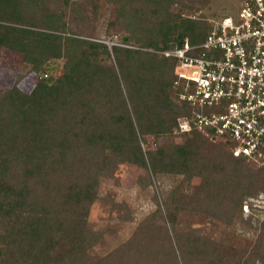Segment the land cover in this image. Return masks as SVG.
<instances>
[{"label": "trees", "instance_id": "16d2710c", "mask_svg": "<svg viewBox=\"0 0 264 264\" xmlns=\"http://www.w3.org/2000/svg\"><path fill=\"white\" fill-rule=\"evenodd\" d=\"M45 1L0 0V46L22 54L23 74L36 75L25 89L16 73L0 94V264H264V232L241 246L224 229L220 238L200 236L179 218L200 213L231 226L243 200L264 192V167L233 155L230 143L177 130L190 106L178 98L176 57L159 51L205 39L210 24L182 14L204 2L112 0L110 24L123 33L108 45L68 26L65 8L75 2L50 9ZM91 52L103 62L89 60ZM54 61L61 71L52 79ZM121 163L175 183L165 197L151 194L153 209L128 238L94 257L89 250L105 232L90 226V208L101 198L100 177ZM193 177L199 183L186 199L182 186ZM162 203L174 209L164 213ZM111 207L119 221L133 219L125 201Z\"/></svg>", "mask_w": 264, "mask_h": 264}, {"label": "built area", "instance_id": "2783aa9c", "mask_svg": "<svg viewBox=\"0 0 264 264\" xmlns=\"http://www.w3.org/2000/svg\"><path fill=\"white\" fill-rule=\"evenodd\" d=\"M239 11L207 19L198 44L160 50L177 59L175 86L190 113L179 132L197 129L231 144L235 156L264 167V0H240ZM113 43V42H111Z\"/></svg>", "mask_w": 264, "mask_h": 264}, {"label": "rangeland", "instance_id": "374dc122", "mask_svg": "<svg viewBox=\"0 0 264 264\" xmlns=\"http://www.w3.org/2000/svg\"><path fill=\"white\" fill-rule=\"evenodd\" d=\"M70 2H75L76 5H73L75 10H70L72 5L65 8V21L68 26L80 34L101 38L102 41L111 45L110 40H115L119 34L123 33L118 24H110L111 21H117L115 4L112 0H70ZM200 2L204 3L198 9L191 11L184 7L182 14L207 21L209 18H217L224 14L234 15L241 6L240 0H200ZM56 3V0L45 1L50 9L57 8L59 5ZM109 36H111L110 40ZM102 57L98 52H91L87 55V58L93 62H103ZM60 65V61L50 63L49 73L52 79L60 74ZM25 69H27V65L23 61L22 54L0 46V94L13 83L16 73L22 72L23 74ZM23 75L18 84L29 89L35 84L36 75ZM180 138L178 136L176 140H180ZM152 140V135H149L146 145L152 146ZM146 145L143 147L145 148ZM100 183L101 198L92 204L88 215L90 226L95 230L105 232L103 240L89 250V253L94 257L107 253L128 238L139 219L153 209L151 194L156 191L165 197L173 188L175 181L168 175H161L157 180H153L149 171L130 163H121L117 166L114 176L100 177ZM198 183L199 178L193 177L187 185L182 186L181 192L188 195H185L186 199H190L189 196L194 193ZM112 200L125 201L133 210V219L125 222L119 221L118 211L111 207ZM170 209H174V204L164 205L162 203V212L165 213ZM202 215L200 213H180L179 218L190 225L192 231L200 236L205 234L209 237L220 238L223 235L221 229H224V237L232 235L235 239L230 240H233L235 244L242 246L249 242L253 245L258 234L264 232V228L260 225V221L264 219V192H260L255 197L248 196L243 200L242 212L233 220L231 226H223L221 220L216 218L211 220L209 217L205 219ZM239 216H242L243 220L250 216V224L242 223ZM108 227L114 228L115 231L108 233ZM256 264L260 263L257 261Z\"/></svg>", "mask_w": 264, "mask_h": 264}]
</instances>
